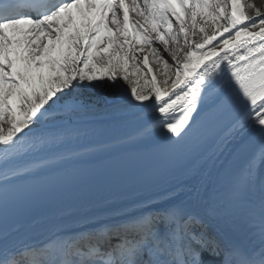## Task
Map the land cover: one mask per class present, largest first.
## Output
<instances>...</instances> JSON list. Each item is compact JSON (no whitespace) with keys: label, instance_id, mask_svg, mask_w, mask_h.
<instances>
[{"label":"snow or ice","instance_id":"snow-or-ice-1","mask_svg":"<svg viewBox=\"0 0 264 264\" xmlns=\"http://www.w3.org/2000/svg\"><path fill=\"white\" fill-rule=\"evenodd\" d=\"M119 80L149 122L91 139L73 93ZM154 130L131 195L27 222ZM0 264H264V0H0Z\"/></svg>","mask_w":264,"mask_h":264},{"label":"bare ground","instance_id":"bare-ground-1","mask_svg":"<svg viewBox=\"0 0 264 264\" xmlns=\"http://www.w3.org/2000/svg\"><path fill=\"white\" fill-rule=\"evenodd\" d=\"M130 16L132 19H138V17H136L134 13L130 14ZM209 34H211L210 30ZM156 46L160 47L161 49L164 48V45L159 44V42L156 43ZM164 54L166 55L167 53ZM170 59L171 58L169 57V60ZM149 62L154 74L156 75L157 80L160 81L161 87H164L163 80L165 78L161 74L163 72L161 65L157 63L154 56H149ZM118 82L120 85L118 96L111 94L102 104H99L97 106H87V104L82 100V96L78 95L77 89L73 93V95L82 100L89 109L90 115L86 116L84 120L85 126L88 129L95 130L96 132V135L90 137L91 139L108 140L109 137L112 136H134L138 129L146 126L149 122V118L152 115L150 109L146 110L145 112H136L132 115L127 114V112L125 111L114 110L116 106L123 105L125 97L129 94L126 90L130 88V86L123 80H119ZM170 83L171 81H169V84ZM139 86L143 88L142 83H140ZM166 134L167 133L163 130H154L151 136L136 137V139H134L133 141L120 146L118 150L136 144H143L150 140L162 137ZM165 187H167V185L162 188Z\"/></svg>","mask_w":264,"mask_h":264},{"label":"rangeland","instance_id":"rangeland-1","mask_svg":"<svg viewBox=\"0 0 264 264\" xmlns=\"http://www.w3.org/2000/svg\"><path fill=\"white\" fill-rule=\"evenodd\" d=\"M165 56H166V58L168 57V59L170 57V56H167V54ZM134 79H135V77H134ZM117 83L119 85V82H117ZM140 83L143 84V88H144L145 87V84H144V76H143V74H141ZM95 84H97V85H103V86L93 87L92 85H89L87 82H85V85L84 86H80V87L77 88L78 95L82 96V100L85 103L89 100L90 94L92 92H94L95 90L97 91L98 89H100L101 92H103L104 97H103L102 101L100 103H98V104H92V103L89 104V103H86L89 106H97L99 104H102L107 99V97L109 95L113 94V95L118 96V94H119L120 87L118 88L116 86L110 85L107 81H103V82L97 81V82H95Z\"/></svg>","mask_w":264,"mask_h":264},{"label":"trees","instance_id":"trees-1","mask_svg":"<svg viewBox=\"0 0 264 264\" xmlns=\"http://www.w3.org/2000/svg\"><path fill=\"white\" fill-rule=\"evenodd\" d=\"M103 99V93L98 89L97 91L93 92L89 96V101L92 104H98L102 101Z\"/></svg>","mask_w":264,"mask_h":264}]
</instances>
